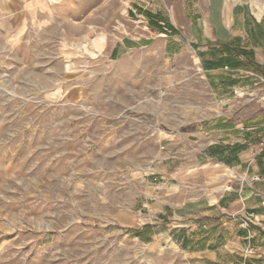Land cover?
Instances as JSON below:
<instances>
[{
    "label": "rangeland",
    "instance_id": "1",
    "mask_svg": "<svg viewBox=\"0 0 264 264\" xmlns=\"http://www.w3.org/2000/svg\"><path fill=\"white\" fill-rule=\"evenodd\" d=\"M50 1L21 38L0 39V264H214L195 244L221 247L209 235L219 213L189 234L179 218L202 202L234 206L242 181L226 160L193 157L196 130L231 117L190 42L211 0ZM225 4L264 12V0ZM226 209L239 218L232 236L256 228ZM247 250L258 264V244Z\"/></svg>",
    "mask_w": 264,
    "mask_h": 264
},
{
    "label": "crops",
    "instance_id": "2",
    "mask_svg": "<svg viewBox=\"0 0 264 264\" xmlns=\"http://www.w3.org/2000/svg\"><path fill=\"white\" fill-rule=\"evenodd\" d=\"M51 5L50 0H0V39L9 41L15 37L21 38L27 23L31 26L33 22H37L50 10ZM200 11L201 15L194 23L195 31L191 33L190 42L195 44L199 51L202 69L210 88L222 107L231 112V117L220 118L206 125L205 129L199 127L196 130L199 141H195L197 144L193 157L204 154L207 158L226 160L229 162V168L237 173L242 181L238 182L235 199L230 201L234 206L229 203V198H222L210 204L202 202L192 207L187 206L181 210L182 215L179 218L184 222L180 228L186 229L187 234L194 231L191 230L192 223L199 226V229H204L205 224L213 221L209 218L210 214L216 211L219 214L213 216L214 223L209 235L224 238L225 241L221 247L213 246L214 251L208 250V238L202 237L200 243L197 242L198 245L196 243L195 246L202 250L207 248L208 253L204 255L214 264H255L247 258V244L257 243L258 253L253 259H256L258 264H264V110L253 118L237 117L244 110L264 107L263 100L251 106L246 96L248 92L253 91L263 97L264 82H259V79L264 81V78L241 69L237 61H233L237 59L250 63L252 59L249 55L238 53L239 50H246L248 54L254 53L255 62L264 64V12L255 14L254 10L250 12L238 4L226 5L225 0H211L208 10ZM251 15L258 18L254 28L250 25ZM147 16L153 17L150 13ZM2 23H6V28L1 27ZM126 44L134 45L131 41L125 43V46H128ZM122 48L121 45L117 46L114 53ZM226 57L232 60L227 64H219ZM204 136L209 137L210 142L201 143ZM188 141L191 140L188 138ZM182 153L189 154L185 149ZM226 208L237 210L242 215L247 212L253 214L255 219L252 223L256 228L239 230L232 236L228 233V226H232L239 218L233 217ZM239 226L244 227L243 224ZM182 243L189 248L188 239L184 238ZM224 253L233 256L220 260L218 256Z\"/></svg>",
    "mask_w": 264,
    "mask_h": 264
},
{
    "label": "trees",
    "instance_id": "3",
    "mask_svg": "<svg viewBox=\"0 0 264 264\" xmlns=\"http://www.w3.org/2000/svg\"><path fill=\"white\" fill-rule=\"evenodd\" d=\"M171 29H172V33L176 34V30L173 29V28H171ZM238 53L241 54V55H243V56L249 55L250 58H251L252 60H254V58H255L253 52H251L250 54H248V52H247L246 50H239ZM231 60H232V58L226 57V58H223L222 61H221V63H219V64H222V65H223V64H227V63H229ZM233 61H237V65H238L241 69H243V70H247V69L250 68L249 64L246 63V62H243V61H241V60H237V59H236V60H233Z\"/></svg>",
    "mask_w": 264,
    "mask_h": 264
},
{
    "label": "built area",
    "instance_id": "4",
    "mask_svg": "<svg viewBox=\"0 0 264 264\" xmlns=\"http://www.w3.org/2000/svg\"><path fill=\"white\" fill-rule=\"evenodd\" d=\"M245 218L247 219V220H246V224H247L248 222L252 223L253 220L255 219V217H254L253 214H248V215L245 216Z\"/></svg>",
    "mask_w": 264,
    "mask_h": 264
}]
</instances>
